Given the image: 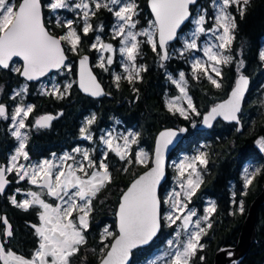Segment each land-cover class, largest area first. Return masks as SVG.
I'll return each instance as SVG.
<instances>
[{
  "label": "snow or ice",
  "instance_id": "6c2138e0",
  "mask_svg": "<svg viewBox=\"0 0 264 264\" xmlns=\"http://www.w3.org/2000/svg\"><path fill=\"white\" fill-rule=\"evenodd\" d=\"M249 3L250 0H221L219 4H214L215 24L206 28V12L202 10L193 17L190 11V6L196 4V0H150L154 19L149 23L148 28L135 31L139 23L136 19L139 15V5L136 0H79L74 4H70L69 0H47L46 4L42 3V0H19L18 3L16 0H0V68L8 69L13 59L19 58L22 60V67H16L14 71L29 81L38 80L53 69L71 71V66L65 63L68 56L64 45H68L67 51L78 52L81 33L77 31V27H74V20L62 22L57 18L56 26L65 31L62 35H54L45 24V7L51 13H57L61 9L79 10L77 14L83 21L81 32L85 36L94 30L90 23L91 17L101 9H106L116 18L117 24L113 27L112 34L113 38L120 39L122 46L119 48V53L125 58L123 63L125 74L115 75L117 87L121 79H126L132 84L142 78L141 72L147 70L146 67L136 64L137 57L141 54L142 43L138 37H145L144 42L151 46L152 51L161 61H166L170 58L169 42L177 39V30L185 21L193 17L192 23L195 29L184 38L183 48L179 50L180 55L191 50H200L197 43L200 35L211 33L216 43L206 44L203 47V56L206 59L192 60V78L203 77L215 88H221V66L230 64L234 59L233 56L225 54L236 39V16L230 9L234 8L243 18ZM99 31H103V25L99 26ZM91 48L101 52L97 66L107 71L106 65H112L114 60L112 55L105 58L103 53L114 55L117 49L112 43H104L99 36L96 37V42ZM259 58L264 61V50L260 51ZM88 60V56H83L79 61V87L92 96L104 95L103 88L88 67ZM243 65L244 61L240 60L238 72ZM172 83L176 84L182 95L168 101V110L174 114L179 113L184 119H189V111L199 116L200 113L193 104L192 98L187 95L185 73L180 72L179 80H172ZM248 84V77L240 72L228 99L214 106L203 117V123L211 127V122L217 116L238 123L237 113L241 110ZM71 87L72 83H67L62 91L60 85L53 83L51 90L45 88L43 94L63 99ZM26 91L27 86L16 92V95ZM181 100L187 101L186 107L180 103ZM33 110V105L21 104L11 114L10 119L14 129L11 134L19 141V145L8 162L0 164V194L5 192L6 186L10 183L8 175L15 173L18 177L17 182L27 178L31 184L46 190L47 195L55 197L59 203L55 206L47 203L41 198L42 193L37 191H28L27 196L31 199L22 201H18L15 195L9 197L12 205L24 211H28L33 206L42 209L38 214L39 225H31L38 237V246L29 258L10 249L6 240L0 241V264H71V258L87 243L84 233L90 227L93 198L111 183L112 173L109 171L108 163L105 162L107 155L97 163L90 158L88 151H82L80 148L74 151L82 154L83 161H87L86 165L77 162L70 154L60 157V163L48 159L35 164L20 163L21 159L24 161L30 159L26 151L28 136L21 129L28 127L25 121ZM0 118L9 119L8 110L3 104H0ZM55 118L52 115H42L35 120V126L50 127L51 121ZM95 119L94 115L88 118L86 125L80 129L85 139H92L88 128ZM137 135L129 132L125 136L116 137L109 132L106 137L102 136L101 140L108 150L114 152L128 165L135 163L147 166L148 153L141 150L132 155V145L138 142ZM175 136L176 132L171 130L160 134L152 166L123 192L116 212L118 232L111 231L108 226L101 232L103 247L100 249L99 264H129L132 250L148 244L156 237L162 221L168 227L176 225L179 221L177 227L186 237L179 242L168 241L169 248L174 250L165 253L166 256H170L166 264H191L196 253L205 247L201 240L207 234V229L212 227L210 217L216 211V205L214 202L210 203L204 210L205 215L195 220L193 218L197 217V211L189 208L188 205L203 182L197 165L207 166L206 153L200 152L193 157H185L176 164L180 190L173 189L163 199L159 194L161 181L165 177L164 152ZM120 140L123 143H120ZM258 143L264 148V138ZM69 160L72 161L71 164L66 163ZM124 170L127 171V168ZM244 171V186L247 188L259 174L260 169L254 172H249L248 169ZM20 191L21 189H16V192ZM165 204L169 210L162 212V205ZM239 211L241 213L244 211L243 202L239 204ZM0 224L3 225V236L12 237L13 228L6 216H0ZM180 236L181 231H177L176 237Z\"/></svg>",
  "mask_w": 264,
  "mask_h": 264
},
{
  "label": "flooded vegetation",
  "instance_id": "af4514ba",
  "mask_svg": "<svg viewBox=\"0 0 264 264\" xmlns=\"http://www.w3.org/2000/svg\"><path fill=\"white\" fill-rule=\"evenodd\" d=\"M16 2L18 3L19 1L16 0ZM142 2V0H137V4L139 5V15L136 19H138L140 23H145L147 17L152 19L154 18L151 12H149V7L147 11L144 8ZM194 8L193 14L195 12ZM230 11H232L235 16L237 15V12L234 8L230 9ZM49 13L53 14L50 11ZM77 13H66V16L63 17H45L44 10L45 24L54 35H62L65 31V29L56 26L57 18H59L62 22L66 20H74V27H77V31L81 33V43L78 47V52L73 53L71 51H67L68 45H64L66 49V55L68 56L66 64L71 66V71H68L67 69H60L57 71H52L38 80L29 81L14 71L16 67H22V60L19 58H14L8 69L0 68V104L6 106L9 114V119L7 120L0 118V164H6L9 157L14 154L15 149L19 145V141H17L16 138L11 134L14 129H12V121L10 117L14 109L21 104L24 106L33 105L34 110L29 114L27 120L25 121L28 127L21 129V131L28 136L26 151L29 153L30 159L29 161H24L21 159L20 163H24L25 165L35 164L45 159L55 160L56 163H60V157L64 156L65 154H70L75 157L77 162H83L86 165L87 161H83L82 154L76 153L74 151L76 148H80L82 151H88L90 158L97 161V163H99L100 160H103L105 155H107V160H105V162L108 163L109 171L112 173V181L111 183L107 184L99 193H97L95 198H93V212L90 217V227L84 233L87 243L81 247V250L78 254L71 258V264H94L95 260L93 261V259L95 258V253L97 252L94 251V236L98 234L96 238L101 244L100 237L104 227L108 226L111 231L118 232L116 224V210L118 209L120 198L123 192L129 187L128 185H130L136 178L142 175L143 172L148 171L152 166L151 160L153 159L154 148L152 147L150 129H146V126L145 129L142 128L140 121L136 124V119L134 118L133 114L131 116H127L125 112L127 110V106L118 105V110L112 112L111 114H107V110H105V106L110 108L111 105L115 106L116 102H118V95L122 89L121 86L123 85L121 82L123 83L125 81L128 83L126 79H121L119 86L117 87L115 76L112 75L114 73H120V75L123 76V63L125 62V58L119 53V48L122 46L120 39L113 38L112 34L113 31L111 25L114 24L115 18H113V15L106 9H101L94 17H91L90 23L93 25L94 30L90 31L85 36L81 32L83 21L80 19ZM190 24L187 26H190ZM100 25H103V31H99ZM97 36H99L104 43H112L117 49L114 55L111 53H103L105 58H107L109 55H112L114 60L112 65H106L108 68L107 71L97 66L100 62L101 52L97 49L91 48V45L96 42ZM138 40H140L142 43L140 48L141 54L137 57L136 64L138 66L146 67L147 70L141 72L140 75L142 78L136 80L134 83L143 80V73L150 71L152 58L155 63L154 67H159V69H164V65L169 60L172 58H177L176 56H172L171 52L169 55L170 58L166 60L165 63H161L160 57L152 51V48L149 44L144 42L146 38L139 37ZM236 40L237 39H235L231 44L230 50L226 52V54L234 57L233 61L228 65L221 66L222 87L219 89H223L224 93L228 87L225 83L228 80V74L226 75L228 70L227 66L230 67L233 65L232 67H234V81H236V78L240 75V72L245 74L243 72L244 67H246L245 61L243 67L240 69V72L235 69V66H238V62L240 61L238 58H236V54L238 51H241V45H239ZM177 44L180 45L181 40L175 41L173 44L169 45L168 48L172 51L173 47H175ZM152 52L154 53V56ZM82 56L89 57V64L96 73V76L99 78L106 92L104 97H91L84 93L82 89H80L77 76L79 72V61ZM234 81L231 82V87L227 90L228 94L235 85ZM70 82L72 83V87L68 90V94L64 96L63 99H57L55 96L43 94L45 88H47L48 91L51 90L53 83L60 85L61 90L63 91L64 86ZM134 83L129 84L132 86ZM25 86H27V91L21 92V94L17 96L16 92L20 91ZM132 91L133 93L135 92V99L140 97L139 88L136 89V87H132ZM188 93L189 96H191L189 90ZM106 96L110 97L111 100L105 101ZM112 96L113 98H111ZM164 96L166 97V92ZM227 96L228 95L226 94V97H222L221 100L227 98ZM13 97L15 98L13 99ZM182 102L186 107V102L184 100H182ZM192 102L195 105L193 98ZM218 102L212 106L216 105ZM133 107L134 105H132V109ZM243 110L244 107L240 113L239 120H241L242 127L244 129L246 116L243 115ZM205 113L201 114L200 120H202V117ZM42 115H52L56 117L51 121L50 127L37 128L35 126V120ZM93 115L96 117V119L95 122L88 128L92 135V139L89 140L85 139L84 136L81 135L80 129L86 125L87 119L91 118ZM139 115L140 114L138 113L136 117ZM197 117L198 116L195 115V113H191L189 111V119L186 120L190 122L189 124L192 128H199L202 130L200 128L201 121L198 120L199 122H194L195 118ZM174 119L177 127L166 124L165 127L177 129L183 127L182 124L178 122L184 119L179 115V113H175ZM112 126L117 128L118 133L114 131L112 134L116 137H121L123 132L124 134H128L127 132L138 134L137 144L132 145V155L134 156L135 153L141 150L148 153L149 161L147 166L144 164L135 163L128 165L126 161L120 160L114 152L107 149V146L103 143L101 137H106L109 132H112ZM238 127V123H229L222 119H218L210 129L202 130V132L199 134L196 132L195 134L198 136V138L195 140L192 137H188L186 134L170 154L168 169L166 171L168 176L164 184H161L160 187V195L162 199L170 194L173 189L176 191L180 190L178 186L179 182L177 172L174 165L175 160H178L184 156L188 157L189 154L197 155L200 152H204L206 153V159L208 161L206 167L198 164V170L201 172L203 182L200 184V187L197 189L188 206H193V208L205 212L204 210L210 205V203L214 202L216 205V211L212 213L210 217L212 227L207 229V234L204 235L201 240V243L204 244L205 247L202 251H198L196 253V255L191 260V264H206L208 261L210 251L215 248L216 242L219 241L221 237V232H219L218 228L220 225L219 222L217 225L218 231L216 228H214L217 217H221L223 213H226L227 215H234L236 217L238 215L240 216L242 214L239 211L240 202H243L244 211L246 210V200L252 184L245 188L243 179L245 171L242 168H244L248 162L255 163L254 161L246 160L240 164L239 159L236 157L234 160L235 163L232 167L237 171L236 173H232L231 170L228 172L229 176L226 180V187H223L222 185L217 190L215 184L213 183L216 174V161H221L218 160V158L222 156L220 150L224 147L218 145L220 143L219 133H228V135L232 133H242L243 129L242 131H238ZM160 129H162V127ZM231 131L233 132L229 133ZM187 133H189V129ZM261 139L262 138H259L257 142ZM233 140H235L237 143L238 141H244V138L240 136L239 139L234 138ZM119 142L123 143L122 140ZM257 144V149L261 154L263 148H261L259 143ZM217 149L219 151L218 153L216 152ZM236 156H239L238 153ZM66 163L71 164L72 161L69 160ZM219 163L221 164V162ZM262 167L263 164H261V167L258 168L260 169L258 175L262 173ZM125 168H127V171L124 170ZM79 174L80 173H78V175ZM258 175L255 176L253 182ZM8 180L10 183L6 186L5 192L0 194V216H6L8 218L13 228V236L4 237L2 234L3 225L0 224V241L6 240L7 246L10 249L16 251L18 254L30 258L38 246V237L36 236L35 230L31 227V225H39L40 221L38 214L40 211H42V209H40L39 206H33L28 211H24L12 205L9 197L15 195L18 201H22L24 199H31V197L27 196L28 191H37L42 193L41 198L47 203H51L55 206L59 203V201L55 197L48 196L46 190L39 188L37 185L31 184L27 178L17 182L18 177L15 175V173L9 174ZM17 188L21 189V191L16 192ZM260 188L262 189V184ZM226 198L228 203L227 205L224 204L223 206L222 200ZM168 210L169 209L166 204L162 205V212H166ZM176 228V225L168 227L166 223L162 221V229L161 232L158 233L157 238L150 245L136 249L133 252L131 264H142V261L144 263L145 259L150 258L154 253L159 252L165 241L171 237V233L175 232ZM102 247L103 245L101 244L100 248L98 249L100 250ZM223 248L226 247L221 246L218 248L215 251L214 256L217 251ZM201 257H203V259H201ZM239 261H236L232 264H238ZM96 262L99 264V257Z\"/></svg>",
  "mask_w": 264,
  "mask_h": 264
},
{
  "label": "trees",
  "instance_id": "16d2710c",
  "mask_svg": "<svg viewBox=\"0 0 264 264\" xmlns=\"http://www.w3.org/2000/svg\"><path fill=\"white\" fill-rule=\"evenodd\" d=\"M19 1V0H17ZM144 8L148 11L147 0H142ZM44 4L47 3V0H42ZM214 0H200V4L204 5L207 12V19L210 20L214 15V8L212 3ZM195 9V8H194ZM45 17L53 16L49 13L47 7H45ZM67 10H60V16L64 14ZM195 11V10H194ZM66 13H70L69 11ZM195 13V12H194ZM63 17V16H62ZM237 21V29H236V41L241 45V51H238L236 54V58L239 60L245 61L246 67H244L243 72L251 77V85L249 92L245 98V105L243 110V115L246 116L245 127L242 133H232L230 135L219 133L220 143L219 146H224L223 149L220 150L221 157L216 161V174L214 177L213 183L217 190L223 185L226 187V180L228 178V172L236 173V169L232 166L234 165V160L237 157L240 161V164L246 160H252L255 163L263 164L262 173L256 177L254 182L251 185L250 192L248 193V197L246 200V210L239 216L227 215L223 213L221 217L216 218L215 227L217 229V225L219 222V232H221V237L219 241L216 242V246L214 249L210 251V255L208 256V261L206 264H214V253L215 251L224 246L226 248L233 247L238 242V237L240 234V229L244 218L247 214V209L251 202L255 199V197L261 192V184L264 179V159L263 156L259 153L257 149V140L259 138H264V104L262 94V86L261 81L264 80V61H261L259 58L260 53V44L264 40V0H250L248 4L245 14L243 18L240 17L239 13L236 15ZM211 21V20H210ZM210 21H207L208 23ZM207 23V24H208ZM206 24V26H207ZM189 26H186L184 29L187 30ZM153 56L154 53L152 52ZM185 54L179 56L177 58H172L165 65L164 69H159V67H154L155 63L152 58V65L150 71L147 73H143V80L134 83V85H130L125 81L121 84V90L118 95V102L116 105H111L110 108L105 106V110H107V114H111L114 111L118 110V105L127 106L126 115L131 116L133 114L136 119V124L140 121L141 127L145 129H150V136L152 137V147H154L155 135L157 131L166 125L176 126V122H174L175 114L168 110V106L165 100V92L168 93L170 91L173 92L174 85L172 80L169 79V75L171 73L184 72L185 78L187 80V87L191 94L190 97L193 98L195 105L200 113V115L195 118L194 122H199L201 119V114L207 112L209 108L220 101L222 97H226L228 94L227 90L231 87V82L234 81L235 72L233 65L230 67L227 66L228 80L225 82L227 84L226 92L224 93L223 89L215 88L207 79L201 77L200 79L192 78V72L189 69L190 66L187 63V59H183ZM238 60V61H239ZM136 89H140V97L135 99V92L133 93L132 87ZM225 87V85H224ZM112 94V93H111ZM113 95V94H112ZM113 98V96L111 97ZM111 100L110 97L106 96L105 101ZM132 105H134L132 109ZM142 112V113H141ZM140 114L136 117L137 114ZM182 124L183 127H187L189 129V133H187L188 137H192L195 139L198 136L195 134L196 132L201 133L202 130L199 128L194 129L190 126V122L186 119H182L178 121ZM147 132V131H146ZM240 136L244 138V141H238L236 143L234 138L239 139ZM219 152L218 149L216 151ZM238 153L239 156H236ZM223 161V162H222ZM221 162V164L219 163ZM226 166H224V165ZM232 167V168H231ZM225 173V174H224ZM224 190V189H223ZM228 200L223 199L222 205H227ZM230 225V226H229ZM229 226V228H228ZM228 228V229H227ZM218 231V229H217ZM216 231V232H217ZM256 239L248 250L247 254L244 255L241 261L238 264H264V205H260L258 209V217L256 222ZM98 235V234H97ZM94 236V250L97 251L95 253V258L93 261L94 264L98 260L101 244L97 240L96 236ZM164 236V235H163ZM163 238V237H162ZM91 261V260H90ZM89 261V262H90ZM91 264V263H89Z\"/></svg>",
  "mask_w": 264,
  "mask_h": 264
},
{
  "label": "water",
  "instance_id": "95a60500",
  "mask_svg": "<svg viewBox=\"0 0 264 264\" xmlns=\"http://www.w3.org/2000/svg\"><path fill=\"white\" fill-rule=\"evenodd\" d=\"M199 2H200V0H196V4L190 6V11H192V13H193V8L196 7ZM147 4H148L149 10H150L149 12H151V14H152V16L154 18V15H153V13L151 11L150 0H147ZM191 19H192V17H190L189 20L185 21V23L181 25V27L177 30V39H175L173 41H170L169 42V45L173 44L175 41H177L179 39V36L178 35H180V33L184 30V28L188 24H190L189 22H191ZM169 45H168V47H169ZM168 50H169V48H168ZM165 62L166 61H161V63H165ZM88 67L91 69L93 75L96 77V79L99 82L100 86L103 88V85L101 84L99 78L96 76V73L93 71L91 65L89 64V60H88ZM52 71H57V69H53ZM52 71H50L49 73H51ZM244 75L248 77L249 84H248L247 91L244 94V100H243V102L241 104V110H240L239 113H237L239 119H240V113H241V111L243 109L242 106L244 105L245 98L247 96V93L249 92L250 85H251V82H250L251 81V77L249 75H247V74H244ZM77 77H78V81H79V72H78V76ZM238 77L236 78V80L238 79ZM234 83H236V81H234ZM234 87H235V85L233 86V88ZM232 89H231V91H232ZM103 90H104V88H103ZM231 91L229 92V94H227L228 95L227 98L221 100L216 105H218L220 103H223L225 100H227L228 97L231 94ZM83 92L86 93L85 91H83ZM104 93L106 94L105 90H104ZM86 94L89 95V96H91V97H97V98L98 97H104L105 96V94L104 95H101V96H92V95H90L88 93H86ZM216 105H214V106H216ZM214 106L210 107L209 110L203 115V117L205 115H207L208 112H210L211 109ZM203 117H202V120H200L201 121L200 128L202 130H208V129H210L213 126V124L215 123V121L218 120V119L224 120L222 116H217L216 119L211 122V127H209L208 125H205L203 123ZM224 121L229 122V123H234V122L237 123L236 121H227V120H224ZM238 125H239L238 131H242L243 127H242L241 120H239ZM182 129L184 131H181ZM169 130L175 131L176 132V136L172 139V142L167 146V150L164 152L165 177H164V180L161 181V184H164V182L166 181L167 176H168V173L166 171L168 169V164H169V159H170L171 152L175 149V146L178 145V143L183 139V137L188 132V128L187 127H180L179 129H177V128H166L165 125L162 126V129H160L158 131V133L155 135L156 137H155V142H154V147H153L154 150H153V159L151 160L152 162L155 159L156 146H157V141L160 138V134L163 133V132L169 131ZM261 155L263 156V159H264V149L262 150ZM144 173L145 172H143V174ZM128 186L130 187L131 184L128 185ZM125 191H127V189ZM159 194H160V190H159ZM262 204L264 205V179L262 180V189H261V192H259V194L255 197V199L249 205L247 214H246V216L244 218V221H243L242 226H241V229H240V234H239V237H238V242L233 247L223 248V249H220L219 251H217L216 254H215V256H214V264H232V263H234L236 261L241 260L244 257V255L247 254L248 250L250 249L251 245L253 244V242L256 239V231H255V229H256V222H257V217H258V209H259L260 205H262ZM117 210H116V212H117ZM116 224H117V222H116ZM161 229H162V224H161ZM161 229H160V231L158 233L161 232ZM158 233H157L156 237H154L148 244L141 245V246H139V247H137V248H135V249L132 250V254H131L130 258H129V264H131V262H132L131 259H132V256H133V252L136 249L140 248V247L142 248V247H145V246L150 245L157 238Z\"/></svg>",
  "mask_w": 264,
  "mask_h": 264
},
{
  "label": "rangeland",
  "instance_id": "374dc122",
  "mask_svg": "<svg viewBox=\"0 0 264 264\" xmlns=\"http://www.w3.org/2000/svg\"><path fill=\"white\" fill-rule=\"evenodd\" d=\"M77 2H79V0H69V3L70 4H74V3H77ZM221 2V0H214V2L212 3V5H213V7H214V4H219ZM136 3H137V0H136ZM206 8L204 7V5H202V4H200V2L197 4V6L195 7V13L193 14V17H195L198 13H200L202 10L203 11H205L206 12V10H205ZM212 9H214V15H213V17L210 19V20H208L207 18V12H206V19H207V21H210L208 24H207V26L205 25V27L206 28H210V27H213L214 26V24H215V21H214V16H215V13H216V8L214 7V8H212ZM63 10H67V11H65L64 12V14L62 15V16H66V12H68V10L70 11V12H74V13H77V12H79V10H76V11H72L71 9H63ZM60 10H58L57 11V13H53L52 15L53 16H56V17H59L60 15ZM112 14V13H111ZM113 15V14H112ZM193 17H192V19H193ZM113 18H115L114 17V15H113ZM192 19H191V24H190V26L187 28V30H184L183 32H181L180 33V35H178L179 36V39L178 40H181V44L180 45H176L175 47H173V49H172V51H171V49H169L168 51H169V55L171 54V52H172V56H176V57H179V56H182V55H180V52H179V50L180 49H182L183 48V40H184V38L185 37H187V36H189V34L195 29V25H194V23H192ZM153 19L152 18H149V17H147V19L145 20V23L143 22V23H138L137 24V28L135 29V31H140V30H143V29H146V28H148L149 27V23L152 21ZM117 24V21H116V18L114 19V24L113 25H111L112 26V31H113V27L115 26ZM139 38V37H138ZM197 43H198V45H199V48H200V50H191V51H188V52H185L184 54H185V57L183 56L182 58L184 59H187V57H188V59L186 60L187 61V63H188V65L190 66V70H191V62H192V60L194 59V58H201V59H206V57H204L203 56V51H202V49H203V47L206 45V44H210V43H216V41H215V39L211 36V33H208V34H201L200 35V37H199V39L197 40ZM183 54V55H184ZM226 54V53H225ZM187 56V57H186ZM184 59V60H185ZM237 67L238 66H235V69H237ZM190 72H192V71H190ZM179 73L180 72H177L176 74L175 73H171L170 75H169V79L170 80H179ZM117 74H119L120 75V73H114V74H112V75H117ZM125 73H124V71H123V74L122 75H124ZM240 74V73H239ZM262 83H261V86H262V92L260 93V94H262V98H263V100H264V80L263 81H261ZM173 85H174V89L175 90H173V92L172 91H170V92H168V93H166V100H167V105H168V101L169 100H172V99H174L175 97H178V96H181L182 94H181V92H180V90H179V88L176 86V84H174L173 83ZM185 87H186V90H187V85H185ZM187 95L189 96V93H188V90H187ZM185 102H186V104H187V101L186 100H184ZM220 102V101H219ZM218 102V103H219ZM180 103L185 107V104L182 102V100L180 101ZM263 104H264V101H263ZM112 132V134H113V132L114 131H116L117 132V128L115 127V126H112V130H111ZM118 133V132H117ZM121 133V132H120ZM127 133H129V132H127ZM122 134V133H121ZM125 135H127L126 133L124 134V132H123V134H122V136H125ZM121 136V137H122ZM258 143V142H257ZM256 143V144H257ZM258 145V144H257ZM264 149V148H263ZM193 156H195V155H192V154H189L188 155V157L190 158V157H193ZM185 157H187V156H184V157H182V158H180V159H178V160H175V163H174V165H175V168H176V164H178L181 160H183ZM177 161V162H176ZM197 167H198V165H197ZM259 167H261V164H257V163H250V162H248L245 166H244V168H242V169H248V171L249 172H254L256 169H258ZM189 208H192V209H195L196 211H197V217H194L193 219L195 220V219H197V218H199V217H202V216H204L205 215V212H202V211H199V210H197L196 208H193V206H190ZM180 222L179 221H177V224H176V226L179 224ZM202 226H204L203 224H202ZM177 231H181V236L179 237V238H177L176 237V232ZM184 239H186V237H185V235L183 234V232H182V230L181 229H178V227L176 228V230H175V232H173V233H171V237L170 238H168L166 241H165V243H164V245L162 246V248L160 249V251L159 252H157V253H154L150 258H147V259H145L144 260V263H143V261H142V264H166V261L167 260H169L170 259V256H166L165 255V253H167V252H171V251H173L174 249H170L169 248V245H168V241L169 240H173L174 242H179V241H181V240H184Z\"/></svg>",
  "mask_w": 264,
  "mask_h": 264
}]
</instances>
